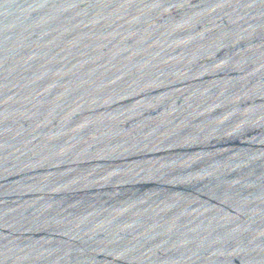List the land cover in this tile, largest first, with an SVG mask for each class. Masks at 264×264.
I'll use <instances>...</instances> for the list:
<instances>
[{"label":"water","instance_id":"1","mask_svg":"<svg viewBox=\"0 0 264 264\" xmlns=\"http://www.w3.org/2000/svg\"><path fill=\"white\" fill-rule=\"evenodd\" d=\"M0 264H264V0H0Z\"/></svg>","mask_w":264,"mask_h":264}]
</instances>
